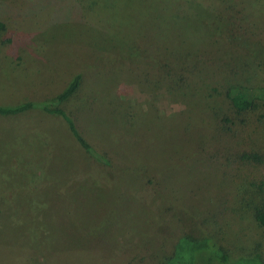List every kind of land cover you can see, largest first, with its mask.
<instances>
[{"label": "rangeland", "instance_id": "374dc122", "mask_svg": "<svg viewBox=\"0 0 264 264\" xmlns=\"http://www.w3.org/2000/svg\"><path fill=\"white\" fill-rule=\"evenodd\" d=\"M93 1L0 0V105L53 98L80 74L62 107L107 161L60 115L0 114V264H163L184 235L232 259L264 253V164L243 157L264 159V118L223 96L264 81V13L242 27L202 13L208 28Z\"/></svg>", "mask_w": 264, "mask_h": 264}, {"label": "trees", "instance_id": "16d2710c", "mask_svg": "<svg viewBox=\"0 0 264 264\" xmlns=\"http://www.w3.org/2000/svg\"><path fill=\"white\" fill-rule=\"evenodd\" d=\"M93 3L99 4V1L94 0ZM117 5L114 0H108L106 7L115 8ZM122 7L115 9L116 14H119V16H125L126 12H129L130 16L143 12L158 13L169 15L173 19L187 20L191 24L195 23L208 28H211L212 24L205 21L206 17H203L202 13L215 14V17L218 18L228 15L238 27H242V23L247 22L248 14L264 13V0H124ZM5 29L4 23L0 21V33ZM81 77L80 74L75 76L63 92L45 101L37 103L29 101L14 107L0 105V114L16 115L39 107L46 113L60 115L86 151L99 161L107 162L104 155L78 130L69 112L62 107L80 88ZM262 82L255 84V81L249 77L242 80L238 79L230 84L224 92V98L230 102L235 113L242 119L249 116L264 118V81ZM243 157L264 164L263 157L258 153H246L243 154ZM259 188L263 191L264 178ZM254 217L258 224L264 227V202L254 208ZM208 247L213 251V253L208 254V260H205L209 264H264V253L261 244H256L255 248L245 251L236 259H232L230 254L212 242V239L208 237L197 239L189 235H184L179 238V241L177 240L173 254L166 257L163 264H199V255L202 253L207 254Z\"/></svg>", "mask_w": 264, "mask_h": 264}]
</instances>
